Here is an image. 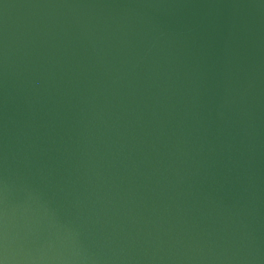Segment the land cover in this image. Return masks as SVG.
Here are the masks:
<instances>
[{"label": "water", "instance_id": "1", "mask_svg": "<svg viewBox=\"0 0 264 264\" xmlns=\"http://www.w3.org/2000/svg\"><path fill=\"white\" fill-rule=\"evenodd\" d=\"M4 264H264V0H0Z\"/></svg>", "mask_w": 264, "mask_h": 264}, {"label": "clouds", "instance_id": "2", "mask_svg": "<svg viewBox=\"0 0 264 264\" xmlns=\"http://www.w3.org/2000/svg\"><path fill=\"white\" fill-rule=\"evenodd\" d=\"M0 264H4V261L3 260H0Z\"/></svg>", "mask_w": 264, "mask_h": 264}]
</instances>
